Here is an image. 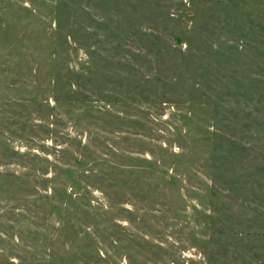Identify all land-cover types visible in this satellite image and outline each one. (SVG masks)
Listing matches in <instances>:
<instances>
[{
	"label": "rangeland",
	"instance_id": "rangeland-1",
	"mask_svg": "<svg viewBox=\"0 0 264 264\" xmlns=\"http://www.w3.org/2000/svg\"><path fill=\"white\" fill-rule=\"evenodd\" d=\"M0 264H264V0H0Z\"/></svg>",
	"mask_w": 264,
	"mask_h": 264
}]
</instances>
